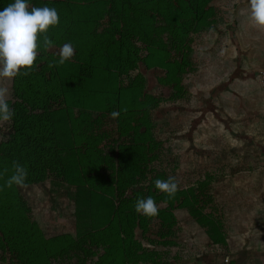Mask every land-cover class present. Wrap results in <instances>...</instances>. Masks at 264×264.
I'll use <instances>...</instances> for the list:
<instances>
[{"label": "rangeland", "instance_id": "obj_1", "mask_svg": "<svg viewBox=\"0 0 264 264\" xmlns=\"http://www.w3.org/2000/svg\"><path fill=\"white\" fill-rule=\"evenodd\" d=\"M11 2L0 0V8ZM45 4L59 17L46 33L52 46L41 48L38 33L27 74L0 78L9 105L48 120L44 110L63 108L64 99L78 104L69 126L85 179L115 202L118 192L130 203L152 196L158 214L127 204L130 233L128 226L121 235L108 226L89 230L75 216L74 187L57 170L16 187L28 233L40 242L28 264H106L120 237L132 254L160 252V264L203 254L222 261L244 238H262L264 93L256 74L264 68V28L250 20L248 0H28L29 9ZM64 43L73 55L59 64ZM114 110L120 115L111 118ZM9 122H0V144ZM169 176L177 181L172 198L153 184ZM218 230L222 244L209 239ZM14 254L0 242V264H19Z\"/></svg>", "mask_w": 264, "mask_h": 264}, {"label": "trees", "instance_id": "obj_2", "mask_svg": "<svg viewBox=\"0 0 264 264\" xmlns=\"http://www.w3.org/2000/svg\"><path fill=\"white\" fill-rule=\"evenodd\" d=\"M146 59L144 58L143 62ZM45 96L44 101L49 99L48 95ZM76 105L78 104H71L64 99L63 108L55 111L44 110L42 115L45 116L48 113L51 116L48 120H44L45 117H40L41 114L31 115L21 105L10 104L14 113L9 122L11 135L6 142L0 144V242L11 245L16 256L14 258L19 264H28L31 259L38 257L39 251L31 249L40 242L37 235L28 233L30 227L23 210L24 203L17 192V185L6 184L7 178L14 171V161L27 170L25 184L39 183L51 177L50 174L56 176L59 170L66 179L68 183L66 184L74 187L75 216L84 220L89 230L108 226V233L110 231L121 235L122 227L126 231L125 227L128 226L129 233L133 229L130 221L134 222L135 217L132 215L124 223L123 209L125 206L128 207L127 204L134 209L135 201L130 203L133 200L126 199L122 192H118L120 198L118 202H115L108 192L97 190L85 179L82 170L84 160L81 159L83 155L80 147L73 142L74 139L71 136L73 130L69 126V116L70 120L71 117L73 119V112L79 109L75 108ZM85 162L88 163V161ZM90 164L95 166L96 163L90 162ZM105 164L110 169L116 165L113 159H107ZM104 181L102 178L101 183ZM218 235H209L212 243H223L219 230ZM40 238L42 239L41 236ZM129 238L131 236H128ZM114 243L116 251L107 255L106 264H160V252L148 251L149 254H145L146 252L142 251L139 254L137 251L138 253L132 254L125 246L123 237ZM42 247L38 246L37 249L40 250Z\"/></svg>", "mask_w": 264, "mask_h": 264}, {"label": "clouds", "instance_id": "obj_3", "mask_svg": "<svg viewBox=\"0 0 264 264\" xmlns=\"http://www.w3.org/2000/svg\"><path fill=\"white\" fill-rule=\"evenodd\" d=\"M249 16L253 25L264 28V0H248ZM59 20L55 7L46 4L41 7H28V0H12L0 8V78L11 79L18 73L26 75L37 56V34L41 35L40 47L48 49L52 40L46 35L49 26L57 25ZM73 55V45L64 43L60 46L57 63L63 64ZM8 90L0 88V122L10 121L13 110L6 99ZM119 111H111L109 116L116 118ZM13 173L7 178L6 184L24 186L27 170L19 163L13 162ZM155 189L166 194L168 198L175 196L177 181L169 176L153 181ZM134 210L145 216L154 217L158 214L156 202L152 196L137 198Z\"/></svg>", "mask_w": 264, "mask_h": 264}, {"label": "crops", "instance_id": "obj_4", "mask_svg": "<svg viewBox=\"0 0 264 264\" xmlns=\"http://www.w3.org/2000/svg\"><path fill=\"white\" fill-rule=\"evenodd\" d=\"M229 36L231 39H236L237 37L235 31L230 32ZM240 236H243V235H240ZM248 240H249V237L248 239L244 238L242 244L239 246L240 249L236 250L235 253L232 254V257H228L230 258L229 259L230 264H264V235L262 236V238H259L257 240L256 238L253 240H249V241ZM208 248L210 247L207 244L206 246L207 253L209 252ZM206 255L207 254H203L201 258H199V260H195L192 257L193 258L192 262L194 264H222L220 257L216 259V258H211L208 255L207 256ZM181 261H185V264H186L187 261H190V258H186ZM193 263H190V264H193Z\"/></svg>", "mask_w": 264, "mask_h": 264}, {"label": "built area", "instance_id": "obj_5", "mask_svg": "<svg viewBox=\"0 0 264 264\" xmlns=\"http://www.w3.org/2000/svg\"><path fill=\"white\" fill-rule=\"evenodd\" d=\"M256 79L262 92L264 93V69H260L257 71ZM222 264H230L229 258L228 257L223 258Z\"/></svg>", "mask_w": 264, "mask_h": 264}]
</instances>
